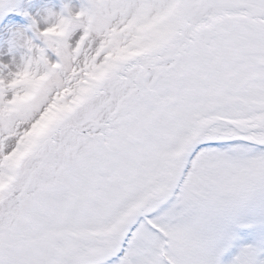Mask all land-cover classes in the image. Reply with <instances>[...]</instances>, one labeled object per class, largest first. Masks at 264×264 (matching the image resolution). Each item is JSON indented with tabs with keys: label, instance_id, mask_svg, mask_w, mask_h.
I'll use <instances>...</instances> for the list:
<instances>
[{
	"label": "snow or ice",
	"instance_id": "6c2138e0",
	"mask_svg": "<svg viewBox=\"0 0 264 264\" xmlns=\"http://www.w3.org/2000/svg\"><path fill=\"white\" fill-rule=\"evenodd\" d=\"M58 17L0 65V264H264V0Z\"/></svg>",
	"mask_w": 264,
	"mask_h": 264
},
{
	"label": "rangeland",
	"instance_id": "374dc122",
	"mask_svg": "<svg viewBox=\"0 0 264 264\" xmlns=\"http://www.w3.org/2000/svg\"><path fill=\"white\" fill-rule=\"evenodd\" d=\"M86 4L87 0H14L12 10L0 16V65L15 70L23 64L28 49L23 47L22 41L16 40L19 32L32 39L34 44L44 46L42 38L33 30V20L43 29L60 14H65L66 8L78 12ZM48 55L52 60L57 59L51 50ZM7 71L6 68L5 74Z\"/></svg>",
	"mask_w": 264,
	"mask_h": 264
},
{
	"label": "clouds",
	"instance_id": "9594fccd",
	"mask_svg": "<svg viewBox=\"0 0 264 264\" xmlns=\"http://www.w3.org/2000/svg\"><path fill=\"white\" fill-rule=\"evenodd\" d=\"M49 19H51V17H49ZM65 20H67V17H65L64 18ZM56 21H58L59 20V17H57L56 19H55ZM57 27L59 26V24L57 23V25H56ZM52 32H53V34H55V35H59V33L58 32H56V30H55V27L52 29Z\"/></svg>",
	"mask_w": 264,
	"mask_h": 264
}]
</instances>
